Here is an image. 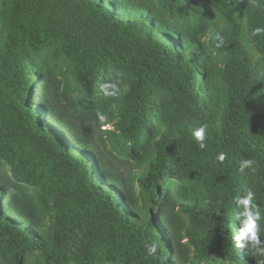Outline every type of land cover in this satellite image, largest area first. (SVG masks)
<instances>
[{"label": "trees", "instance_id": "16d2710c", "mask_svg": "<svg viewBox=\"0 0 264 264\" xmlns=\"http://www.w3.org/2000/svg\"><path fill=\"white\" fill-rule=\"evenodd\" d=\"M257 28L264 0H0V264H264Z\"/></svg>", "mask_w": 264, "mask_h": 264}, {"label": "clouds", "instance_id": "9594fccd", "mask_svg": "<svg viewBox=\"0 0 264 264\" xmlns=\"http://www.w3.org/2000/svg\"><path fill=\"white\" fill-rule=\"evenodd\" d=\"M256 33L264 32V28H257ZM217 40L220 43H223L221 37L217 36ZM220 44H217L219 47ZM106 87H110L111 91L106 92V95L116 96L119 94V88L116 84H112ZM193 135L197 141L200 142V147L203 148L205 145L203 143L205 138V127L201 126L193 132ZM220 161L225 159V154L221 153L218 156ZM255 162L251 159H245L241 161V170L244 168H252ZM252 193H248L245 196H242L237 199L236 204L239 211L236 214V219L240 221L239 231L236 232L235 241L238 247L246 248L249 247L255 250V253L260 256H264V239L261 237L260 223L261 220L260 214L257 211L253 210L252 203ZM156 245L148 246V252L150 254L156 253Z\"/></svg>", "mask_w": 264, "mask_h": 264}]
</instances>
